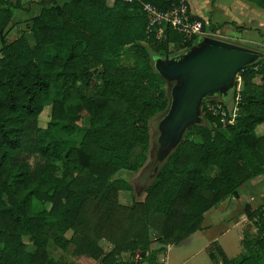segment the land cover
Returning <instances> with one entry per match:
<instances>
[{
    "label": "trees",
    "instance_id": "obj_1",
    "mask_svg": "<svg viewBox=\"0 0 264 264\" xmlns=\"http://www.w3.org/2000/svg\"><path fill=\"white\" fill-rule=\"evenodd\" d=\"M141 1L172 7V0L29 1L37 5L30 42L24 33L6 38L13 9L24 6L0 0V264H62L50 256V241L103 264H140L135 253L148 260L151 233L160 249L179 243L202 227L208 210L264 173V133L256 134L264 122L262 53L236 75L242 86L234 122L223 125L207 108L225 100L206 98L205 122L187 128L143 200L119 201L118 191L132 187L111 176L139 169L150 143L148 120L168 103L152 57L169 54L170 44L180 52L198 37L170 25L163 37L149 31ZM252 1L264 7V0ZM49 103L41 126L38 116ZM242 208L258 236L242 240L239 256L224 254L216 264H264V205ZM100 238L112 244L109 251Z\"/></svg>",
    "mask_w": 264,
    "mask_h": 264
},
{
    "label": "rangeland",
    "instance_id": "obj_2",
    "mask_svg": "<svg viewBox=\"0 0 264 264\" xmlns=\"http://www.w3.org/2000/svg\"><path fill=\"white\" fill-rule=\"evenodd\" d=\"M219 2L218 14L220 18L226 17L225 8ZM24 0V3H27ZM29 6L31 10L14 9V18L8 22L5 27V36L7 39H13L21 33H24L30 42H33V37L30 29L31 17L37 11V7L33 4ZM14 23H17L14 26ZM211 29L217 33L215 37L231 41L229 37L219 29V25H214ZM163 30H158L157 35L163 37ZM232 42V41H231ZM171 51L169 55L178 53L173 44H170ZM261 48V47H259ZM258 49V48H256ZM263 49V48H262ZM260 50V49H259ZM261 51V50H260ZM262 52V51H261ZM264 54V53H263ZM164 56L165 54H161ZM169 84L166 82L167 96ZM232 92V91H231ZM233 93L230 94L229 99L223 104L227 106L229 100L232 99ZM168 105V103H167ZM167 107V106H166ZM51 105L46 104L42 112L38 116V124L46 125L50 116ZM165 110V109H164ZM163 110V111H164ZM163 111L153 115L148 120V127L150 132V143L146 151V159L137 170H130L127 168H120L111 178L122 177L129 182L131 189L119 190L118 199L123 204H131L134 200H143L145 196V187L153 177V165L155 163V148L157 135V120ZM226 133L225 127L220 128ZM264 133V122L256 127V134ZM256 135H251L250 139H254ZM216 166L209 168V174H215ZM239 196H229L222 203L207 211L202 221L204 227L200 231L186 237L179 243L164 244L161 249L160 243L153 239L154 235L151 233V249L148 252V260L142 264H216L221 262V258L226 254L229 258L237 257L243 251L242 240H253L258 236L256 226L252 221L244 217L243 205L249 204L252 208L264 205V173L257 175L245 181L238 189ZM35 211V209H34ZM67 235H71V231H67ZM26 248L33 250V244L24 236ZM99 245L104 251H109L112 244L105 238H100ZM49 254L54 259L60 261L62 264H99L100 259H96L82 253L76 252L73 246L66 250L61 249L52 241L48 244ZM152 250V251H151ZM157 251L156 253H154Z\"/></svg>",
    "mask_w": 264,
    "mask_h": 264
},
{
    "label": "water",
    "instance_id": "obj_3",
    "mask_svg": "<svg viewBox=\"0 0 264 264\" xmlns=\"http://www.w3.org/2000/svg\"><path fill=\"white\" fill-rule=\"evenodd\" d=\"M262 52L210 35H201L180 52L154 55L155 70L169 84V102L157 120L153 175L193 124L204 123L201 105L206 98L227 101L244 66Z\"/></svg>",
    "mask_w": 264,
    "mask_h": 264
},
{
    "label": "crops",
    "instance_id": "obj_4",
    "mask_svg": "<svg viewBox=\"0 0 264 264\" xmlns=\"http://www.w3.org/2000/svg\"><path fill=\"white\" fill-rule=\"evenodd\" d=\"M27 1V3H24V0H21L24 7H18V9L31 10L30 7L32 6H29L30 4L37 7L35 3H29V1L37 0ZM113 1L114 0H105L109 5L112 4ZM220 1L221 0H186L190 10L195 16H199L207 22L209 28L211 25H219V29L226 37H229L232 42L254 49L258 48L257 50L260 49L262 53H264V7L252 0H224L221 6L225 8L227 14H225L226 17L220 18L219 15H217ZM14 9L12 18H14ZM16 25L17 23H14V26ZM237 26H243L244 28H239ZM243 215L246 217L245 213ZM202 227H204V225H202ZM199 231L200 229H197L192 234ZM173 244L176 243H171L168 247Z\"/></svg>",
    "mask_w": 264,
    "mask_h": 264
},
{
    "label": "built area",
    "instance_id": "obj_5",
    "mask_svg": "<svg viewBox=\"0 0 264 264\" xmlns=\"http://www.w3.org/2000/svg\"><path fill=\"white\" fill-rule=\"evenodd\" d=\"M142 9L147 17V28L151 30H162L165 25H170L173 29L181 31L185 36L191 35H210L216 36L207 22L198 18L190 10L186 0H172V7L162 10L157 8L153 3L148 1H141ZM158 36V35H157ZM238 82H235V86L231 93L232 99L229 100L227 106L222 102L208 103L207 108L214 114L220 116V120L223 125L234 122L238 110L240 101V89L242 86L240 77H237ZM135 260L142 264L145 260L142 259L140 252L135 253ZM99 264H103L99 262Z\"/></svg>",
    "mask_w": 264,
    "mask_h": 264
}]
</instances>
